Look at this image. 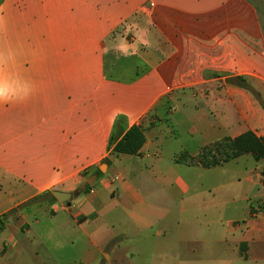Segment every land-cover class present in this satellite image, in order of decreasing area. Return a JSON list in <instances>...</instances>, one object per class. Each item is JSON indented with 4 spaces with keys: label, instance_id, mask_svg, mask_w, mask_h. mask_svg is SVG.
Returning a JSON list of instances; mask_svg holds the SVG:
<instances>
[{
    "label": "crops",
    "instance_id": "crops-1",
    "mask_svg": "<svg viewBox=\"0 0 264 264\" xmlns=\"http://www.w3.org/2000/svg\"><path fill=\"white\" fill-rule=\"evenodd\" d=\"M235 78L264 102V0H0V264H264V160L175 162L264 137Z\"/></svg>",
    "mask_w": 264,
    "mask_h": 264
},
{
    "label": "trees",
    "instance_id": "trees-1",
    "mask_svg": "<svg viewBox=\"0 0 264 264\" xmlns=\"http://www.w3.org/2000/svg\"><path fill=\"white\" fill-rule=\"evenodd\" d=\"M233 82L236 86L251 92L253 97L259 102L264 111V102L259 95L251 91L243 78H235ZM144 143L143 130L139 126L129 128L118 141L111 139L109 143L112 147V153L118 155H136ZM251 155L254 160H264V137H258L254 133L247 131L233 139L224 138L211 143L200 149L196 157H189L186 153L180 154L175 162L187 166H197L203 169H209L230 162L242 155ZM95 175H100L99 171ZM90 185L85 184L79 189L80 193L89 191ZM54 200L52 194H45Z\"/></svg>",
    "mask_w": 264,
    "mask_h": 264
},
{
    "label": "water",
    "instance_id": "water-1",
    "mask_svg": "<svg viewBox=\"0 0 264 264\" xmlns=\"http://www.w3.org/2000/svg\"><path fill=\"white\" fill-rule=\"evenodd\" d=\"M77 194L78 192H74V193H64L59 191L52 192L53 197L60 203L69 201L72 197L76 196Z\"/></svg>",
    "mask_w": 264,
    "mask_h": 264
},
{
    "label": "rangeland",
    "instance_id": "rangeland-1",
    "mask_svg": "<svg viewBox=\"0 0 264 264\" xmlns=\"http://www.w3.org/2000/svg\"><path fill=\"white\" fill-rule=\"evenodd\" d=\"M104 170V169H103Z\"/></svg>",
    "mask_w": 264,
    "mask_h": 264
}]
</instances>
